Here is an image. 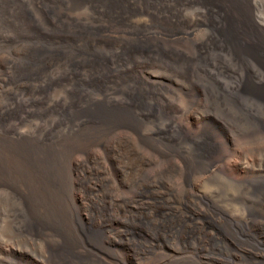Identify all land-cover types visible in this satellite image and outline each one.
<instances>
[{
    "label": "rangeland",
    "instance_id": "obj_1",
    "mask_svg": "<svg viewBox=\"0 0 264 264\" xmlns=\"http://www.w3.org/2000/svg\"><path fill=\"white\" fill-rule=\"evenodd\" d=\"M2 1L0 264H35L36 260L51 264H101L94 249L113 253L105 243L104 226L117 216L121 218L123 208L119 207L121 204L114 205L109 201L114 195H122L124 199L136 195L163 198L151 202L148 212L163 213L167 203L174 202L184 206L190 204L210 216L223 215L221 225L214 220L203 224L207 228L215 227L209 245L217 251L224 247L218 240V230L221 228L227 235L232 233V220L237 211L261 209L264 178L239 177L235 166L238 162H250L257 169L264 166V57L259 52L248 50L245 45L237 46L229 39L216 37L212 41V35L208 38V33L191 64H149V69L167 75L182 86L147 85L140 69L134 66L128 68L127 73L115 71L100 79L71 73L66 78L65 74L60 75L62 78L47 76L36 85L32 81L24 85L25 76L30 72L27 70L33 71L37 61L31 54L28 56L26 51L21 53L18 49L17 42H24V39L18 32L19 23L14 22L16 9L12 0ZM259 5L264 17V0H260ZM6 33L9 39L3 35ZM10 52H17L14 54L16 60L4 68L5 62L1 59ZM17 57L23 59L19 61ZM21 64L27 67L26 73ZM72 74L73 77H69ZM119 80L127 81L120 83ZM109 88L115 95L120 92L118 97H123L110 100L105 95ZM162 96L175 99V106L184 112L189 108L190 111L197 110L204 119L200 118L193 127L187 116H181V126L172 121L174 107L162 104ZM92 155L97 156L96 160L86 161ZM220 156L224 162L214 168V162ZM80 157L85 161L84 166L76 164ZM97 168L101 170L99 179L95 177ZM192 185L200 191L196 198L189 196ZM78 196L84 198L85 204L78 201ZM253 197L260 199V203H256L255 198V205ZM155 224L167 246L182 249L204 245L202 233L185 221L165 217L164 221ZM152 225L146 222V226ZM188 259L184 258L181 263L190 264L191 259Z\"/></svg>",
    "mask_w": 264,
    "mask_h": 264
},
{
    "label": "bare ground",
    "instance_id": "obj_2",
    "mask_svg": "<svg viewBox=\"0 0 264 264\" xmlns=\"http://www.w3.org/2000/svg\"><path fill=\"white\" fill-rule=\"evenodd\" d=\"M12 2L14 3V9H16L15 13L17 16H15L16 21H14L13 19L12 21L19 23V25L16 24L17 27L20 26L19 31L18 28L17 31L20 32V37L24 39V42H17L16 45L18 46L20 52L26 51L27 55L28 53L29 55L31 54L32 58H35V60L37 61L36 68L35 66H33L35 68L33 71L27 70V67L21 64L26 68L24 69L22 67L24 69V72L25 70L30 71L28 75L21 72L23 73V75H27L25 76V81L23 80L24 85H26L28 81H32V83L36 85L37 82H41V80L44 81V78H46L47 76L57 77L61 74H65L64 78H66V75L71 73H81L82 76L86 75L88 77V75H90L93 77H99L100 79L103 76L110 74L111 72H126L128 68L130 69V67L134 66V68L138 67L140 69L142 78L147 85H153L156 87L168 83L169 85L177 86L180 84H176L173 80L168 78L167 75L149 69V64H155V62H162L165 64H191L194 61V54L203 45L204 41L207 39L205 37L208 33H210V35H207V37L209 38L212 35V41L216 39V37L229 39L231 41H235V43H237V46H239L238 44L245 45L247 48H249L248 50H253V52L255 53L259 52L261 56L264 57V17L262 16L263 14H261V8L259 9L260 0H12ZM6 15H9V13H6ZM3 35H6L8 37L7 33ZM9 38L10 37H8V39ZM245 50L246 49H244V51ZM14 54H11L10 52L8 56H3L4 60L3 58L1 60L5 62L3 65L4 68L14 63V61L16 60H14ZM251 56H253V54H251ZM21 59L23 58H20L19 61ZM0 67L2 68V66ZM29 67L32 66L29 65ZM71 76L73 77V74L69 77ZM60 77H58V79L62 78ZM142 78L140 77V79ZM137 80H139L138 77ZM109 81L112 80L110 79ZM118 82L123 83L120 80ZM120 83H117L116 81L117 85ZM132 83H134V81ZM113 84L116 85L115 83ZM107 86L108 85H106V88ZM116 90L118 91V89ZM105 95L112 101H117L118 99H121L119 97H123L121 95L119 97L115 95L110 88ZM191 96L193 97V95ZM193 99L191 98V101ZM174 100L175 99H171L166 96H162L161 98L162 104H168L174 107L171 112V117L173 119L172 121L181 124L179 122L180 117L187 116L191 121L189 122L190 125L194 127L199 122L200 118L204 119L205 116L197 110L190 111L189 108L188 112L182 111L180 107L175 106L173 102ZM120 102L123 103L122 101ZM182 125L183 124H181V126ZM96 157V155L88 156L86 161H95ZM223 159L224 158L220 156L218 160L214 162L213 167H219L221 162H224ZM84 163L85 161L83 159L77 160L76 162L77 166H84ZM249 163H234L237 169V173L240 174V176H238L241 177V175H249L251 176L250 178H254V180L258 177L264 178V176L262 175V173L264 174V166L257 169L255 167L256 165L252 166V164L250 165ZM94 171L96 175L95 177H98L99 179L101 177L100 168H97ZM199 192V188L196 185H192L191 193H187L189 194L190 198H196ZM256 193H258V191H256ZM88 198L90 199V197ZM197 198L201 199V197ZM255 198L256 197H253L252 200L254 201ZM77 199L80 203H84L83 197L78 196ZM159 199L163 198H160L158 195H136L131 199H124L122 195H114L109 198V201L112 204H121V206L119 205V207L123 206V208L120 211L122 213L119 215L121 216V218H118L117 216V219H114L112 221L109 220L110 222H108L107 224L105 223V243L110 249H112L113 253L105 254L104 251L94 249V251L98 255V262H100L101 264H183L181 263V261L184 258H189L191 259L190 264H264V202H261V205L259 204V207H261V209L258 208V210H251L249 208L247 209L248 211H237L238 213L235 216L233 214L234 217L232 216V222L234 227H232V233L230 232V234L227 235V233L225 234L224 232H222L223 230L221 231V228L220 231L218 230V240L222 245H224V247H221L220 250L217 251L213 248L211 249L210 247V242L213 239V234L211 233V231L215 227L207 228L205 225L203 226V224H207L208 220H214V222L217 221L216 223H220L221 225V219H224L223 215L218 214V216L216 213V216H210L206 213V211L204 212L201 209L194 207L192 208L190 204L184 206V204L174 202L167 203L163 213H159V211L156 212L155 210L153 212H148L149 207L152 205L151 202H156ZM256 200L254 201V203H260L258 202L260 199L258 200V198H256ZM172 201H174L173 198ZM250 201L251 200H249L248 202ZM252 204L250 205L252 206ZM224 212L225 211H223V213ZM82 217L85 216L82 215ZM165 217L174 218L189 223L193 227L192 229L202 233V241L204 245H197V247H186L182 249L172 247L171 245V247L169 245L167 246L160 237V233L157 230V225L155 224V222L158 223V221H164ZM84 219L85 218H83V220ZM105 221L107 222V220ZM126 222L130 223L131 225L128 226ZM146 222L152 223L153 225L151 227L146 226ZM172 222L171 224L173 225ZM177 227H179V225H176V228ZM180 228H182V226ZM180 228L178 231H180ZM192 237L194 238V236ZM189 243L191 244L192 242ZM2 258L4 257H1V259ZM51 263L44 260L35 261V264Z\"/></svg>",
    "mask_w": 264,
    "mask_h": 264
}]
</instances>
